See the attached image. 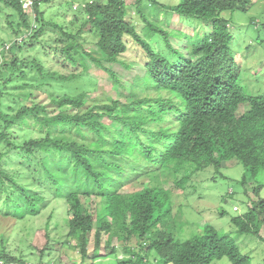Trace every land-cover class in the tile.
<instances>
[{
    "label": "trees",
    "instance_id": "trees-1",
    "mask_svg": "<svg viewBox=\"0 0 264 264\" xmlns=\"http://www.w3.org/2000/svg\"><path fill=\"white\" fill-rule=\"evenodd\" d=\"M0 1L15 14L8 15L7 21L17 17L16 23L8 22L17 41L5 40L0 52V216H35L48 206L47 193L66 198L71 216L64 240L57 243L81 254L77 264H86L89 257H94L92 262L108 258L119 247L115 239L130 257L123 259L124 264H147L142 254L145 250L156 252L159 264H214L224 258L231 264H252L229 234L207 227L203 234L181 241L161 220L167 200L172 198L164 188L170 176L177 186L184 187L202 169L213 165L219 170L223 162L237 159L245 168L241 184L246 186L264 170V95H249L239 84L231 20L223 16L225 12L247 13L254 1L177 0L166 5L158 0H136L144 35L128 19L125 0L80 4L78 13L84 14L83 18L75 13L70 21L74 27L82 22L76 33L64 24L46 20L41 6L53 0H33L29 11L23 0ZM144 1L152 7L149 15L141 10ZM169 13L210 25L209 31H196L198 25L190 24L191 35L178 32L174 36L160 20L162 14L167 17ZM50 28L54 36L48 40L57 44L60 53H46L48 40L42 37ZM85 31L95 38L94 50L83 47ZM177 36L185 38L187 53L172 47L171 39ZM125 37L134 40L144 68V74L131 83L123 82L121 72L105 65H120L129 72L131 65L123 60L128 50ZM6 51L12 54L10 58ZM40 52L47 58L63 55L62 68L67 72L47 70L37 56ZM88 61L109 75L116 91L113 95L102 92L92 97L83 90L74 96L50 94L48 104L35 103V95L28 90L48 93L65 84L47 81L74 83L83 79L90 71ZM80 68L82 72H78ZM153 92L155 95H149ZM243 106L247 110L238 116ZM48 110H53L54 116L48 115ZM29 124L43 137L19 141L16 133L24 130L27 135L25 126ZM72 133L85 141L89 135L91 143L78 142ZM142 159L156 168L149 173L153 184L124 192L127 185L140 183L142 176L127 171L132 161ZM69 171L76 177L73 189H69ZM81 177L88 179L86 184ZM31 179L36 182L31 184ZM124 180L129 183H122ZM28 183L33 188L39 183L43 191L38 194ZM263 188L258 185L247 193L248 212L231 218V223L239 235H252L264 244ZM92 198L97 200L94 210L86 203ZM160 223L163 226L157 229ZM133 235L139 240V252L129 244ZM146 240L149 244L144 248ZM54 245L47 241L39 251L41 264L54 252ZM0 264L34 263L2 249Z\"/></svg>",
    "mask_w": 264,
    "mask_h": 264
},
{
    "label": "rangeland",
    "instance_id": "rangeland-1",
    "mask_svg": "<svg viewBox=\"0 0 264 264\" xmlns=\"http://www.w3.org/2000/svg\"><path fill=\"white\" fill-rule=\"evenodd\" d=\"M75 1L76 2L71 0H53L50 3L42 4L41 9L46 12L45 18L47 21H54L60 25L64 24L69 27V31L76 33L82 22L80 21L74 27L70 25V21L73 19V16H75V13H78L79 7L81 6L80 4H84L87 0ZM158 1L166 5H174L177 3V0ZM253 1L254 5L249 12H225L223 16L231 20L230 29L234 35L231 47L241 72L239 84L242 85L245 92L249 95H264V0ZM67 2L73 3V7L69 8ZM125 2L127 4L128 19L136 25L138 32L144 35L145 24L137 12L138 4L136 0H125ZM150 8L152 9L147 1H144L141 5V10L148 15L151 11ZM8 15L15 14L13 10L6 8L0 1V52L3 50L4 44H6L5 40L17 41V39L15 40L16 37L11 35V30L8 25V22L11 21L16 23L17 17L7 21ZM83 15L84 14L78 13L80 18H83ZM149 19L153 20V17ZM160 20L163 21V23L165 22L164 27L173 32L174 36H176L178 32L184 35H191L192 30L189 28L190 24L193 26L198 25V23L188 22V20H184L170 13L167 17L162 14ZM209 26L210 25L207 24H200L195 30L209 31ZM50 36H54L52 28L48 29L46 34L42 37V40L46 41ZM23 37L24 36H21L20 38ZM83 40V47L85 50L95 49V38L88 33V31L84 32ZM125 41L128 50L124 53L123 60L130 63L131 69L129 72L124 70L120 65L107 63H105V65L114 71L121 72L120 75L123 82L130 81L131 83L136 77L144 74V68L140 59L141 53L139 49H137L138 47L134 40L130 37H125ZM171 42L173 48L187 53V49L185 48L187 45L183 36L173 37ZM152 43H154V41H152ZM46 46V53H60L56 49V43H51L48 40ZM163 52H165V54L167 53V51ZM46 53L40 52L37 56L43 60L47 70L60 74L67 72V70L64 71L62 68L63 55H60L62 58H59L52 54L51 58H47L45 56ZM6 55L10 58L12 54L10 55L9 51H6ZM166 55L171 59L174 58V56ZM52 57L54 58L52 59ZM88 66L90 68L88 75L74 83L47 81L50 84L65 85H57L49 89L48 93L38 92L37 89L28 91L35 95V103L37 104H48V101H50L48 96L50 94L56 97L62 96L65 93L74 96L80 94L83 90L89 91L92 97H96L102 92L113 95L116 91L111 86V78L109 75L106 74L105 71L97 69L90 61H88ZM82 71V68L78 70V72ZM36 79H40V77ZM121 91L124 94L127 93V90H123L122 88ZM149 95L153 96L155 92L149 93ZM22 102L24 103L25 101ZM246 110V106L241 107L238 111V116H241ZM47 114L54 116L53 110H48ZM25 128L29 131L27 135L24 130L16 133L20 136V139H18L19 141L30 139L40 140L43 137L38 130L33 131L31 124L25 126ZM71 135L73 139H76L80 143H91L90 137H88L89 135H87L86 141L80 139L76 134L72 133ZM130 166L131 168L128 169L127 173L130 174L134 172L136 175L142 176V178H140L139 184L134 182L132 185H127V188L124 187L126 188L124 192L141 189L153 184V180L149 173L154 171L156 169L155 167L148 165L147 162H143V159L138 162L132 161ZM69 172V189H73L74 186H77L74 185L76 177L71 173L72 171ZM244 174L245 168L243 164L239 160L233 159L228 162H223L219 170L213 165L202 169L191 177L184 187L177 186L172 176L166 178L168 182L164 184V188L170 190L172 198L167 200L165 207L167 208V212L164 214L161 221L165 223L166 228L171 229L176 239L181 241L191 240L195 236L203 234L205 228L214 227L219 233L232 236L241 247L242 253L251 257L252 264H264V244L252 235H239L237 227L231 223V218L248 212L249 198L247 193L251 194L258 185L264 186V170L259 173L255 181L253 180L252 184L248 183L246 186L241 184ZM117 179L118 178L115 180ZM87 180L88 179L84 180L81 177L82 183L86 184ZM25 181L27 182L28 178L25 177ZM29 182L32 184L36 181L31 179ZM39 183H36L34 188L29 183L27 186H30L32 190L36 189L35 191L40 194L43 189L40 188L41 186ZM88 183H90V181H88ZM122 183L126 184L129 183V181L124 180ZM110 190L112 191V188ZM261 196L264 198V188L262 189ZM96 201L97 200L92 198L91 201L88 199L86 203L89 205V208L92 207L94 210ZM45 203H47L48 206L45 209L43 208L39 214L35 216L28 215L25 219L5 218L0 216V250L7 249L17 256L24 255L28 261L34 264H41L40 257L37 254H39V251L42 250L47 241H49L53 243V245L56 243V246L54 245V252L45 256L43 260L44 264H77V262L81 261V254L72 248H63L60 243H57L59 240H64L68 231L67 220L71 216L69 207L66 204V198H56L51 193H47V200ZM235 206L239 207V212H234ZM222 212H225L226 215H221ZM162 226L163 223H160L157 229H161ZM262 234H264V230ZM120 235L123 236V232ZM153 235L155 239V233ZM2 236H4L5 240H3ZM90 239L89 250L92 252L94 245L93 234L90 236ZM114 243H119V247L115 253L111 254L108 258L99 257L93 262L92 260L94 257H89L86 264H124L121 263L123 259L129 260L130 257L122 246V243L118 242L117 239H115ZM129 244L136 249L135 252H139L140 243L135 235H133ZM142 244L141 245L146 248L149 241L146 240ZM142 254L147 258V264H159V255L156 252L145 250ZM214 264L231 263L227 258H224L215 261Z\"/></svg>",
    "mask_w": 264,
    "mask_h": 264
},
{
    "label": "built area",
    "instance_id": "built-area-1",
    "mask_svg": "<svg viewBox=\"0 0 264 264\" xmlns=\"http://www.w3.org/2000/svg\"><path fill=\"white\" fill-rule=\"evenodd\" d=\"M32 4H33V0H27V1L24 3V7H25V8H29V7L32 6ZM234 211H235V212H238V211H239V207H238V206H235V207H234Z\"/></svg>",
    "mask_w": 264,
    "mask_h": 264
},
{
    "label": "clouds",
    "instance_id": "clouds-1",
    "mask_svg": "<svg viewBox=\"0 0 264 264\" xmlns=\"http://www.w3.org/2000/svg\"><path fill=\"white\" fill-rule=\"evenodd\" d=\"M26 1H27V0H23V1H22V2H23V7H24V3H25ZM24 9H25L26 11H29V10L31 9V7H29V8H25V7H24ZM239 211H240V209H239ZM239 211H238V212H239ZM234 212H235V211H234Z\"/></svg>",
    "mask_w": 264,
    "mask_h": 264
}]
</instances>
